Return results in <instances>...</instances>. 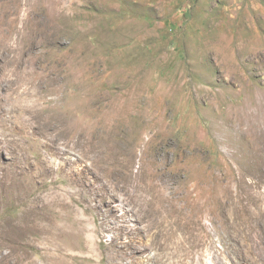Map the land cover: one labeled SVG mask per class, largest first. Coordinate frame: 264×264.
I'll return each mask as SVG.
<instances>
[{
  "label": "rangeland",
  "instance_id": "obj_1",
  "mask_svg": "<svg viewBox=\"0 0 264 264\" xmlns=\"http://www.w3.org/2000/svg\"><path fill=\"white\" fill-rule=\"evenodd\" d=\"M63 1L0 0V264H264V0Z\"/></svg>",
  "mask_w": 264,
  "mask_h": 264
},
{
  "label": "bare ground",
  "instance_id": "obj_2",
  "mask_svg": "<svg viewBox=\"0 0 264 264\" xmlns=\"http://www.w3.org/2000/svg\"><path fill=\"white\" fill-rule=\"evenodd\" d=\"M68 1V0H67ZM54 2L57 4L58 8L62 7V4L64 3L63 0H54ZM86 4V3H85ZM88 4V3H87ZM64 7V6H63Z\"/></svg>",
  "mask_w": 264,
  "mask_h": 264
}]
</instances>
